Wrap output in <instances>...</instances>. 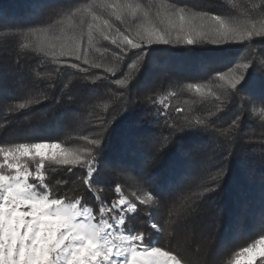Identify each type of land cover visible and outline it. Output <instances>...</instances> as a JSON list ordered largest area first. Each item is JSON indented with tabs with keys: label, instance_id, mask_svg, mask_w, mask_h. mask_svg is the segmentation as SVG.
I'll return each mask as SVG.
<instances>
[{
	"label": "trees",
	"instance_id": "trees-1",
	"mask_svg": "<svg viewBox=\"0 0 264 264\" xmlns=\"http://www.w3.org/2000/svg\"><path fill=\"white\" fill-rule=\"evenodd\" d=\"M102 2L40 0L37 6V0H0V25L13 26L0 34V85L13 86L15 64L20 60L25 65L24 72H30L39 82L35 91L47 96L46 101L29 105L28 109L17 113L0 110V143L54 139L70 148L81 147L83 142L77 138L87 134L83 129L88 120L100 115L107 126L126 114V121L117 125L112 137L115 144L121 129L131 122L123 160L101 164L104 179L112 183L97 184L96 188L103 189L101 195L111 201L115 198L111 190L116 182L124 184L125 194L137 190L135 183L124 179L125 174L163 182L175 170L179 175L174 191L179 193L180 188L188 186L198 190L190 178L196 176L203 165L210 164V174H220V178L206 186L219 190L206 193L197 202L195 218L188 226L178 227L175 235L169 236L170 229L165 225L158 234L149 227L147 215L152 212L153 218L163 225L167 209L155 211V206H141L129 227L150 234L158 241L156 246L179 250L190 258L227 253L223 256L224 264H233L241 248L264 235V216L260 213L264 199V112L261 110L264 105L259 100L253 102L252 93L247 89L235 93V98L225 93L223 82L216 78L212 68L231 59L229 66L234 71L239 67L240 73L245 71L240 66L253 60L264 69V44H230L222 53L210 44H198L187 50L176 44L156 45L148 53L146 64L147 50H137L125 63L117 60L119 50L107 41H99L89 50L88 65L83 63V57L75 61L74 58L53 59L41 55L25 61L17 55L25 48L32 49V41L26 38V33L46 27L37 23L46 13L68 5L78 9L75 19L55 15L50 21L54 28H64L71 35L81 30L86 32L87 25L81 28L79 17L86 15L85 9L90 5ZM133 2L148 4L152 0ZM179 2L190 11L218 14L233 24L255 23L257 29L264 27V13L249 12L261 0ZM115 26L122 27L118 21ZM71 63L79 64L91 74L72 69ZM133 63L136 67H131ZM96 64L101 67L95 68ZM108 67L116 68V73H107ZM97 77L100 79L93 85ZM116 80L128 83L117 85ZM191 85H198L201 91L197 92ZM161 99L170 105L167 110L154 103ZM24 102L25 99L15 101ZM96 103L101 107L95 110L88 107ZM177 109L182 111L178 113ZM5 125L10 126L3 128ZM46 175L53 191L72 193L73 189H81L78 180L81 171L71 174L65 169L54 172L49 168ZM64 180L68 181V187L60 188ZM88 202L91 204L93 200L89 198Z\"/></svg>",
	"mask_w": 264,
	"mask_h": 264
},
{
	"label": "snow or ice",
	"instance_id": "snow-or-ice-1",
	"mask_svg": "<svg viewBox=\"0 0 264 264\" xmlns=\"http://www.w3.org/2000/svg\"><path fill=\"white\" fill-rule=\"evenodd\" d=\"M39 4L40 0H37V6ZM77 11L68 5L46 13L37 21L46 27L26 33V38L32 41V49L25 48L17 55L25 61L41 55L53 59L74 58L75 61L83 57V63L88 65L89 50L97 42L107 41L119 50L117 60L125 63L137 50H147L146 64L148 53L156 45L176 44L187 50L198 44H210L222 53L230 44H264V27L257 29L255 23L233 24L218 14L196 13L179 0H152L148 4L133 0H103L98 5H90L85 9L86 15L79 17L81 28L87 25L86 32L81 30L71 35L50 23L55 15L75 19ZM249 12L264 13V0ZM129 18L131 22H128ZM116 21L122 27H116ZM11 27L0 25V34ZM231 63L232 60L227 59L212 68L216 78L223 82L225 93L235 98V93L247 89L252 93L253 102L259 100L264 105V69L253 60L241 65L245 71L240 73L239 67L234 71L229 66ZM70 67L85 75L91 74L77 63H71ZM100 67V64L95 65L97 69ZM24 68L25 65L17 60L13 86L0 85V110L6 109L9 114L47 100V96L35 91L39 82L30 72L26 74ZM116 71L114 67L106 68L110 74ZM99 79L94 78L93 85ZM126 83V80H116L117 85ZM191 87L201 91L198 85ZM21 99L26 102L15 103ZM154 103H159L165 110L170 107L163 99ZM88 107L95 110L101 105L89 104ZM261 110L264 112V108ZM180 111L177 109L178 113ZM3 118L8 119L7 116ZM122 121H126V114H121L107 126L100 115L95 120H88L83 129L87 134L77 138L83 146L76 148L54 139L0 143V264H224L223 256L227 253L190 258L179 250L156 246L158 241L150 234L129 227L131 218L141 206H155V211L167 209L163 225L153 218L152 212L147 215L149 227L158 234L163 232L165 225L170 229L169 236L175 235L178 227L188 226L195 218L197 202L206 193L219 190L206 186L215 184L220 178V174H210V164L203 165L200 172L190 178L198 190L188 186L180 188L179 193L174 191L179 175L175 170L163 182L125 174L124 179L135 183L137 190L125 194L124 184L116 182L111 190L115 198L111 201L101 195L103 189L96 188L97 184L112 183V180L104 179L101 164L123 160L131 122L121 129L115 144L112 139ZM49 168L54 172L65 169L71 174L81 171L82 175L78 177L81 189H73L72 193L53 191L46 175ZM59 187L67 188L68 181H62ZM89 198L93 203L88 202ZM260 213L264 216V199ZM233 264H264V235L241 248Z\"/></svg>",
	"mask_w": 264,
	"mask_h": 264
},
{
	"label": "rangeland",
	"instance_id": "rangeland-1",
	"mask_svg": "<svg viewBox=\"0 0 264 264\" xmlns=\"http://www.w3.org/2000/svg\"><path fill=\"white\" fill-rule=\"evenodd\" d=\"M150 224V222L148 221V225Z\"/></svg>",
	"mask_w": 264,
	"mask_h": 264
}]
</instances>
